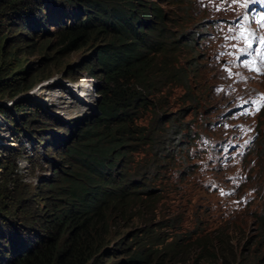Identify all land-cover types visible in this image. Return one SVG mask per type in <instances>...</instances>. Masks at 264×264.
<instances>
[{
    "label": "rangeland",
    "instance_id": "obj_1",
    "mask_svg": "<svg viewBox=\"0 0 264 264\" xmlns=\"http://www.w3.org/2000/svg\"><path fill=\"white\" fill-rule=\"evenodd\" d=\"M151 1L159 4L164 11L163 24L170 32L168 40L176 38L178 41L174 51L169 54L170 57L174 59L175 65L183 66L187 72L184 75H188L186 86L171 85L162 88V92L149 93L147 107L142 109L139 114L141 117L134 121L138 126H150L154 120H160L165 123L161 139L171 142V138H174L171 142L172 149L159 156V165L153 156L154 149L150 143L144 144L143 149L132 152L128 158L131 160L132 177L141 174L140 167L138 170L134 168L137 162L142 164L152 162L154 169L148 180L166 186L172 194L169 202L168 196L166 201L164 200L166 193L158 191L155 199L158 198L159 210L155 214L164 215L161 218L156 216L155 221H158L166 215L171 218L173 216L171 209L187 214L195 207L202 210L206 206L205 192L217 181V174L210 164H202L200 167L203 156L195 135L200 127L204 126L203 122L215 121L218 125L221 118L217 114L232 109L235 102L230 99L233 95L228 88L231 84L230 77L221 71L215 61L214 54L219 48V29L214 30V37L208 33L210 19L230 13L232 8L226 5L227 0H224L219 8L218 4L222 0H174L176 5L173 7L169 0ZM28 2L31 3V0ZM89 2L91 0H44L39 8H33L34 14L25 19L30 27L29 31L19 29L16 25L11 26L10 23L1 27L3 31H7L6 40H9L2 43L6 41L4 47L10 54L7 53L5 59L0 57V80L9 81L7 79L19 71L23 73L26 84L31 83V87L23 91L12 90L10 95L9 93L0 95V234L9 230L18 233L12 243L8 244L11 239L8 237L7 240L4 238L1 240L0 261L18 255L22 247L12 250L10 246H21L23 235L29 233L26 237L30 238L31 233H34L28 231L30 227H34L32 223L35 225L42 218L34 219L33 214L39 216L44 210L43 196L47 192V187L43 182L50 180L52 168L58 163L63 161L64 164H68L70 161V157L62 156L59 149L69 145L74 140L73 134L78 127L85 125L86 119L95 115L96 104L100 98L98 83L102 82L88 69L90 62L87 56L95 45L108 42L115 37L106 31H94L86 43L80 46L82 40L67 44L65 36L68 24L86 18L77 10H85L90 6ZM131 2L134 4L135 0ZM172 12L175 13V17H172ZM15 28L13 34H23L17 41L12 40L13 34L10 33V30ZM197 32L200 34L195 35ZM192 36L194 39L197 38L199 43L186 45ZM201 38L203 39L200 40ZM160 60L166 61L167 67L170 68L167 57L160 55ZM15 64L17 66L14 67ZM11 68L15 70L9 74L8 70ZM48 84L54 85L48 87ZM244 84L248 85L247 91L264 89V76L258 79L247 78ZM43 86L45 88L41 91ZM136 87L142 89L139 84H136ZM1 110H6L8 115L4 116ZM30 117L34 127H25L22 123L23 118ZM236 122L244 125V130L240 128L238 133L247 131L248 135L254 132L257 125V130H260L257 145L261 146L259 150H264L262 145L264 109L255 116V119L239 118ZM188 127L193 132L194 137L191 139L187 135ZM221 128L222 124L210 132V136L214 139L216 136H223L226 131ZM71 130H74L72 137ZM225 135L232 136L230 133ZM41 136H54L56 142L46 148L45 142L39 139ZM178 142L181 144L175 145ZM224 153L225 149H222L218 155ZM228 167L236 169L238 164ZM257 168L264 181V163L259 162ZM56 175L59 173L56 172ZM175 192L182 196L176 195ZM207 196L216 200L214 195ZM153 200L154 198L138 200L140 211L142 208L147 209L148 205L151 206ZM135 212L139 211L134 210L132 214ZM242 223L235 236L229 234L237 245L233 259L219 260L216 264H264V246H257L259 237L248 246L253 235L259 236L258 222L244 215ZM141 226L142 222L137 217L127 222H119L117 227L113 225L108 246L131 232L132 238ZM127 243H131L130 238ZM185 264L200 262L190 261Z\"/></svg>",
    "mask_w": 264,
    "mask_h": 264
},
{
    "label": "trees",
    "instance_id": "obj_2",
    "mask_svg": "<svg viewBox=\"0 0 264 264\" xmlns=\"http://www.w3.org/2000/svg\"><path fill=\"white\" fill-rule=\"evenodd\" d=\"M28 1L0 0V57L3 59L8 53L4 44L9 39L6 40L7 31L1 27L10 23L29 31L25 19L33 15V8H39L44 0ZM169 3L172 7L176 5L174 0H169ZM89 5H84L88 6L85 10H77L86 18L68 24L65 36L67 44L82 40L80 46L94 31H106L115 37L95 45L87 56L90 62L88 69L102 82L98 83L100 98L95 115L88 117L75 134L71 130L74 140L59 149L62 156L70 157L69 163L62 161L55 165L52 176L49 175L50 180L43 182L47 187L43 196L44 210L39 216L33 214L34 219L42 218L30 227L36 232V237H33L34 233L30 238L26 237L29 233L23 235L30 245L22 244L23 250L18 255L12 259L4 258L0 264H185L190 261L216 264L219 260H232L237 245L229 234L235 236L239 231L244 215L232 216L216 231L193 240L181 231V212L171 209V218L166 215L155 221L156 216H164L155 214L159 210L158 198L155 199L158 191L146 187L145 180L133 182L127 178L126 166L131 163L128 158L138 147L151 144L157 165L159 156L173 147L171 142L174 138L171 142L161 139L164 122L154 120L150 126L134 124L135 119L141 117L142 109L147 107L148 94L162 92V88L171 85L186 86L188 83V75H184L186 69L175 65L169 55L178 41L176 38L168 40L170 32L163 24L162 7L151 0H135L134 4L131 0H91ZM172 17H175L174 12ZM15 31L16 28L11 29L10 33ZM22 36L13 34L12 40L17 41ZM194 43L192 36L185 44ZM160 55L169 59L170 68L166 61L160 60ZM13 70L9 69V74ZM23 76L17 71L7 79L9 81L0 80V95L29 89L31 83L26 84ZM136 84L142 89H138ZM1 112L8 115L6 110ZM23 119L25 127H34L32 117ZM39 139L45 142L46 148L56 142L54 136H41ZM175 145H180V142ZM259 157L264 161V151L259 153ZM134 167H142L147 173L154 169L152 162H137ZM143 198L154 200L151 206L140 211L137 201ZM178 207L180 209L181 205ZM134 210L139 212L132 214ZM261 216L252 218L259 224V236L253 235L248 246L256 237H259L257 246H264V217ZM133 217L142 222L138 233L132 238V232L128 233L108 246L112 226L117 227L119 222H127ZM14 231L0 235V242L3 238L7 240L6 235L18 234ZM129 238L131 243L128 244ZM27 246L33 248L25 250Z\"/></svg>",
    "mask_w": 264,
    "mask_h": 264
},
{
    "label": "clouds",
    "instance_id": "obj_3",
    "mask_svg": "<svg viewBox=\"0 0 264 264\" xmlns=\"http://www.w3.org/2000/svg\"><path fill=\"white\" fill-rule=\"evenodd\" d=\"M78 5L80 4L78 3ZM218 18L219 17H215L213 20H209L210 25L208 33L211 37H213L214 34V21ZM202 39L203 38L200 40ZM194 40L196 44L199 43L197 42V38ZM225 51L227 52L223 54L221 61L216 58V53L214 56L221 71L228 74L230 77L231 84L228 88L233 92L230 99L235 103L232 109L229 108L227 112H219L217 114V116L221 118L218 125H216L215 121L210 123L202 121L204 126H201L200 130L195 135L198 146L200 147L199 150L202 152L203 156L200 167L202 164L206 163L212 165V169L217 174V181L205 192L206 196L204 195V199L206 201V206H204L202 210H198L195 207L194 210L187 214L182 213L183 217L179 221L181 231H183L185 235H189V238L193 240L196 239V237L207 235L216 231L220 225H223L226 220L235 215L242 214L253 218L254 215L261 214L263 215L261 217H264V181L261 179L262 174L257 168L259 162L262 164L264 163V161L259 157V153L264 150H259L261 146L257 145L260 130H257V125H255L254 132L251 135L246 134L247 131H241L238 133L240 128L244 130V125L240 122H236L239 118L255 119V116L261 113L264 109V89L247 91L248 85L244 84L247 78L249 79L250 77H253V79H258L264 76V62L257 68L259 71L252 70L242 63L240 57L251 56L253 54L254 47L251 49L247 47L244 51L239 50V57H235L236 47H225ZM228 52L233 56L228 55ZM225 66L230 67V70H226ZM249 96H251V99L253 100L262 101L260 109L251 115H248L247 112H245V114L241 113L243 112L242 109L238 108L239 99L244 100V98H248ZM221 124V129L226 131L225 134L230 133L232 136L222 134L223 136H216V139H214L210 136V132L218 129ZM187 135L189 139L194 137L193 135ZM220 143V146L223 148H220L219 151L214 150L213 146L215 145L216 148L218 147L217 144ZM262 145L264 147V142ZM141 148L143 149V147L140 146L138 150ZM222 149H225V153L221 156L217 155ZM216 156H219V158H217L218 163L214 164L212 158ZM235 164H238L236 169L228 167L229 165ZM126 168L127 178L132 179L133 182L145 180L146 187L166 193L164 200L166 201V197L168 196V201H171L172 194L166 186H163L160 183H151L148 180L151 172L147 173L146 171L141 170V174L139 176L132 177L131 163L130 166H126ZM140 168L142 169V167ZM135 170H138V168H135ZM199 179L200 175L198 174V180ZM221 192L225 194L221 195ZM175 194L182 196L177 192H175ZM207 194L214 195L216 200L211 199V197L208 198ZM198 221H201V223H197ZM0 235L5 234L3 232V234L1 233ZM6 236L8 239L11 238L8 241V244L9 242L12 243L15 235Z\"/></svg>",
    "mask_w": 264,
    "mask_h": 264
},
{
    "label": "snow or ice",
    "instance_id": "obj_4",
    "mask_svg": "<svg viewBox=\"0 0 264 264\" xmlns=\"http://www.w3.org/2000/svg\"><path fill=\"white\" fill-rule=\"evenodd\" d=\"M234 3L240 4L242 7H247L249 4V0H233ZM262 29H264V15L260 16L256 21H255ZM240 38L244 40L245 43H247L248 48H252V40L255 38L254 33L248 30L247 27L244 28V30L240 33ZM261 44H264V37L260 38L259 41ZM256 71H259V69H254ZM256 110L258 111L260 109V103L259 101H252L251 102ZM225 193L221 192V195H224Z\"/></svg>",
    "mask_w": 264,
    "mask_h": 264
},
{
    "label": "water",
    "instance_id": "obj_5",
    "mask_svg": "<svg viewBox=\"0 0 264 264\" xmlns=\"http://www.w3.org/2000/svg\"><path fill=\"white\" fill-rule=\"evenodd\" d=\"M31 231H34V230H32V229H30V232ZM34 238L36 237V232H34ZM27 243H29V241H28V239H25V238H22V240L20 241V244L22 245V244H27ZM30 245V244H29ZM17 247H23V246H10V249H15V248H17ZM25 247V246H24ZM8 248H9V246H8ZM31 248H33V246H27L26 248H25V250H28V251H30L31 250ZM23 250V249H22Z\"/></svg>",
    "mask_w": 264,
    "mask_h": 264
},
{
    "label": "bare ground",
    "instance_id": "obj_6",
    "mask_svg": "<svg viewBox=\"0 0 264 264\" xmlns=\"http://www.w3.org/2000/svg\"><path fill=\"white\" fill-rule=\"evenodd\" d=\"M52 85H54V84H48L47 86H48V87H52ZM44 88H45V86L41 87L40 90L42 91V90H44ZM40 90H39V91H40Z\"/></svg>",
    "mask_w": 264,
    "mask_h": 264
}]
</instances>
